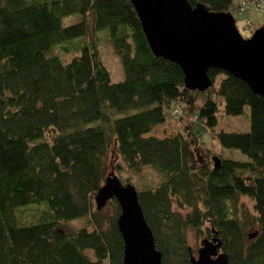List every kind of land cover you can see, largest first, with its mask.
<instances>
[{"label": "trees", "instance_id": "trees-1", "mask_svg": "<svg viewBox=\"0 0 264 264\" xmlns=\"http://www.w3.org/2000/svg\"><path fill=\"white\" fill-rule=\"evenodd\" d=\"M187 1L213 11L231 12L234 5ZM75 13L79 21L62 23ZM101 29L120 56L121 81H111L92 40L80 41L69 61L53 52L68 50L65 40ZM207 73L212 84L198 105L197 91L183 86L180 66L150 50L130 0H0V264L123 263L117 201L112 197V214L94 207L112 142L129 170L150 166L162 175L137 195L163 264H193L189 231L216 237L228 264H264V96L222 69ZM172 102L187 104V113L206 122L222 147L248 160L219 157L214 168L206 154L200 163L194 127L185 121L173 136L148 134L165 121ZM221 102L227 115L248 106L250 129L217 130ZM47 131L55 132L50 140L43 138ZM241 197L252 201L251 221L241 213ZM33 203L46 207L36 208L35 222L19 224L15 209ZM84 216L90 228L63 227ZM250 225L253 231H246Z\"/></svg>", "mask_w": 264, "mask_h": 264}, {"label": "water", "instance_id": "water-1", "mask_svg": "<svg viewBox=\"0 0 264 264\" xmlns=\"http://www.w3.org/2000/svg\"><path fill=\"white\" fill-rule=\"evenodd\" d=\"M130 2L150 50L156 57L180 66L184 88L206 90L212 84L207 70L219 68L245 82L253 93L264 96V23L244 37L231 12L213 11L203 3L192 6L187 0ZM212 160L214 168H218L220 158L213 155ZM112 197L120 207L117 227L123 240L122 264H163L134 186L110 175L98 191L97 207ZM219 248L220 241L212 237L198 249L192 263L228 264Z\"/></svg>", "mask_w": 264, "mask_h": 264}, {"label": "rangeland", "instance_id": "rangeland-1", "mask_svg": "<svg viewBox=\"0 0 264 264\" xmlns=\"http://www.w3.org/2000/svg\"><path fill=\"white\" fill-rule=\"evenodd\" d=\"M239 0H234L233 9L231 11L234 19L236 20V26L239 31L243 34V26L245 21L249 26V32L252 28H257L261 24L264 23V3H260V8H255L250 4V8H247L244 11H240L235 7L236 2ZM80 20V15L70 14L62 17V23L64 25H69L75 23ZM248 32V33H249ZM248 33L243 34L242 36H246ZM94 41L97 45V49L100 55V58L107 68L110 74V79L112 82L121 81L124 77L122 63L119 54L115 51L113 42L109 36L108 30L101 29L98 30L94 35L91 33L88 36L75 38L72 40H65L63 42V47L68 48V50H64L61 46H57L53 49V52L60 55L62 60L69 61L73 56L79 54V48L77 46L81 44L80 41H84L88 43L90 41ZM223 77L222 74L218 75L214 79V85L217 86L220 79ZM158 92V91H157ZM208 91H197L195 93L196 103L200 105L203 103L205 97L207 96ZM187 104L184 102L177 103L172 102L168 106L165 107V121L161 124L156 125L148 134L154 135L159 138L173 136L179 131V122H188V124L194 127L193 130V143L194 150L197 155L198 161L201 163L205 161L206 154H212L218 157L223 158H236L238 160L247 161L248 157L235 149H227L222 147L209 133L206 122L201 120H193V114L187 113ZM217 116V130H223L227 132H246L250 129V119H249V107L245 106L244 110L241 114L238 115H227L223 111V102L218 105V110L216 113ZM182 118V120H178V118ZM97 121L91 123V125L97 124ZM55 134L53 131H47L44 133L43 138L50 140L52 136ZM117 166H120V169H117ZM117 176L120 182L122 183H130L134 186L136 191L142 189H148L155 187L162 178L160 172L153 170L150 166L141 167L138 173H135L123 164L119 153L117 151V146L115 142H112L107 161V173L105 179L108 176ZM105 179L103 180L101 187L105 184ZM98 193L94 197V207L97 208L98 205ZM241 204V213L244 218L248 221H251L252 216L254 215V211L252 208V201L247 197L240 198ZM38 206L45 209V204H29L26 206L19 207L15 209L16 220L19 224H28L35 222V218L33 216L40 214V209H36ZM114 202L112 198L106 200L104 205L101 207L103 213L112 214L113 212ZM175 209H178L176 205L173 206ZM182 214L188 211V208L179 209ZM39 211V212H38ZM86 216L82 218L73 219L65 224L63 227L65 230H74L77 227L84 225L86 221ZM87 228L90 226L85 223ZM253 225L247 226L246 231H253ZM211 241L208 236L203 234H196L194 231H189L187 233V242L190 247V250L194 257H197V251L199 248L203 247V245L207 242ZM91 259L94 260L91 251H86ZM215 257V256H214ZM102 264H108L107 261H103Z\"/></svg>", "mask_w": 264, "mask_h": 264}, {"label": "built area", "instance_id": "built-area-1", "mask_svg": "<svg viewBox=\"0 0 264 264\" xmlns=\"http://www.w3.org/2000/svg\"><path fill=\"white\" fill-rule=\"evenodd\" d=\"M263 1H259V2H247V1H245V0H239V1H237L236 2V4H235V7L237 8V9H239L240 11H244V10H246L247 8H250V4H252V6H254L256 9L257 8H260V3H262ZM264 3V2H263ZM239 30V29H238ZM240 32V31H239ZM249 32V26H248V24H247V21H245V23H244V26H243V34H245V33H248ZM241 33V32H240ZM242 34V33H241ZM242 34V35H243ZM249 34V33H248ZM247 34V35H248ZM193 120L195 121V120H198V117H197V115H194L193 116ZM203 121V120H202Z\"/></svg>", "mask_w": 264, "mask_h": 264}]
</instances>
